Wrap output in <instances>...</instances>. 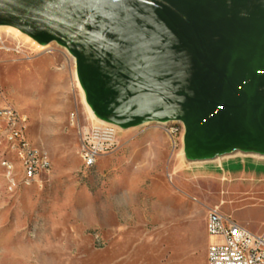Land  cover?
I'll return each instance as SVG.
<instances>
[{
	"label": "rangeland",
	"instance_id": "rangeland-1",
	"mask_svg": "<svg viewBox=\"0 0 264 264\" xmlns=\"http://www.w3.org/2000/svg\"><path fill=\"white\" fill-rule=\"evenodd\" d=\"M43 48L0 31V108L20 113L52 165L25 184L0 146V264H207L206 218L215 207L263 232L264 148L232 144L189 156L182 122H110L90 104L74 57L57 42ZM99 126L115 131L116 147L85 169L81 133ZM233 146L247 153L212 155Z\"/></svg>",
	"mask_w": 264,
	"mask_h": 264
},
{
	"label": "water",
	"instance_id": "water-1",
	"mask_svg": "<svg viewBox=\"0 0 264 264\" xmlns=\"http://www.w3.org/2000/svg\"><path fill=\"white\" fill-rule=\"evenodd\" d=\"M0 23L65 48L110 122H182L189 156L264 148V0H0Z\"/></svg>",
	"mask_w": 264,
	"mask_h": 264
},
{
	"label": "built area",
	"instance_id": "built-area-1",
	"mask_svg": "<svg viewBox=\"0 0 264 264\" xmlns=\"http://www.w3.org/2000/svg\"><path fill=\"white\" fill-rule=\"evenodd\" d=\"M0 113L9 120L8 133L0 132L1 145L7 150L8 141H18L29 148L27 164L23 165L21 180H41L49 175L43 154L31 149V142L25 140L20 113L11 108H0ZM116 133L108 126L85 129L81 133L80 149L83 167L96 165L98 159L114 151ZM7 168V164H6ZM206 233L209 238L207 264H264V231L256 234L250 229L223 214L217 207L207 212Z\"/></svg>",
	"mask_w": 264,
	"mask_h": 264
},
{
	"label": "bare ground",
	"instance_id": "bare-ground-1",
	"mask_svg": "<svg viewBox=\"0 0 264 264\" xmlns=\"http://www.w3.org/2000/svg\"><path fill=\"white\" fill-rule=\"evenodd\" d=\"M3 30V31H6L8 33H11L13 34L14 36H20V35H24L26 36L28 39H31V40H34V42H37L38 45L40 46H44L45 48L42 49V51H46V49H48V46L52 45L53 43H56L55 41H52V42H42V41H39L38 39H36L32 33L26 31L25 29L13 24V23H0V31ZM75 60V63H76V59L74 58ZM76 77H77V80L79 82V84L81 85V81L79 79V75H78V71L76 70ZM90 113L93 115V111L91 109V107L86 104ZM20 119H22V127L24 128V136H25V140H28L27 139V136H26V124H25V121L23 120V118L21 117L20 115ZM8 128H9V120L7 117H4V114L3 113H0V132L1 133H8ZM185 138V136H184ZM29 142V141H28ZM0 146L2 148H4L3 145H1V141H0ZM31 149H34L35 150V153L37 154H43V157L46 159V166H47V169L49 171H51L52 169V165H51V161H50V158L49 156L47 155L46 152H43V151H40L39 149L37 148H34L31 144ZM7 150H12V151H6L5 148H4V151L8 152V153H11L15 156L16 160H18V165H19V168H20V171H21V177L23 176V165H26L27 164V157L26 156H29V148H25V145H21L20 142L18 141H8L7 142ZM248 151H252V150H248ZM185 153V150L182 151V154ZM244 153H247V150L241 148V147H238V146H233L227 150H224L220 153H214L212 155H215L217 156L218 158H221V156L223 154H226L227 156L229 157H234V156H240V155H244ZM81 158H82V155H81ZM6 164H7V169H12V165L9 161H3V166L6 167ZM82 164H83V158H82ZM95 165H91L89 166V169H91L92 167H94ZM34 181H37V180H31V181H24L25 184H29V183H32Z\"/></svg>",
	"mask_w": 264,
	"mask_h": 264
},
{
	"label": "crops",
	"instance_id": "crops-1",
	"mask_svg": "<svg viewBox=\"0 0 264 264\" xmlns=\"http://www.w3.org/2000/svg\"><path fill=\"white\" fill-rule=\"evenodd\" d=\"M28 139V138H27ZM29 141V140H28ZM30 142V141H29ZM205 229H206V226H205ZM263 231H264V229H262ZM262 230H261V232H262ZM207 234V233H206Z\"/></svg>",
	"mask_w": 264,
	"mask_h": 264
}]
</instances>
